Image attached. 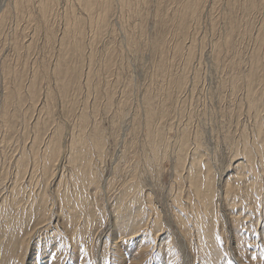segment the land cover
<instances>
[{"label":"rangeland","instance_id":"1","mask_svg":"<svg viewBox=\"0 0 264 264\" xmlns=\"http://www.w3.org/2000/svg\"><path fill=\"white\" fill-rule=\"evenodd\" d=\"M14 1L16 0H0V14L6 4L8 6ZM37 1L29 0L19 12L10 9L11 13L4 21L0 33V94L4 87H8L12 92L20 90L18 97L21 98L27 92L24 86L28 85L33 75H37L40 93L31 115L35 119L44 118L41 114L44 94L50 86L55 87L52 68L58 55V39L66 26V12L74 9L77 17L80 16L83 27L81 70L84 74L80 82L83 86L87 82L88 87H82L77 93L71 92L67 99V109L72 112L67 114L66 107L55 93L48 133L52 127L60 124L65 128L66 135L72 130L80 110L87 108L89 113L95 110L94 121L101 125L108 138L105 145L108 156L103 160V166L107 168L105 170L111 175L115 167L114 158L119 153L122 154L125 146L128 148L127 154L135 151L137 155L129 156V159L133 157L132 162L138 161V173L144 179L143 190H149L153 195L154 205L162 211L161 218L165 225L149 237L151 243L147 244L139 264H202L204 260L196 250L195 237L191 235L182 238L168 218L172 207L170 202L177 194L178 180L173 174V155L178 146L176 141L184 129H188L190 139L195 132L200 131L203 151L205 150L203 153L211 154L210 157L216 156L211 164L227 170L231 164L235 165V159H239V142L245 139L246 131L252 137L250 132L254 129L253 115L246 112L247 87L249 83L254 84L249 78L253 72L256 75L254 81L258 82L259 75L264 74V0H199V11L191 13L186 18L185 25L180 22L185 0H130L128 6L115 2L108 17V26L100 34L90 26L88 14L75 5V0H58L46 22L35 19L38 17ZM48 29L57 40L50 43L46 40ZM129 39L134 43V48L130 46ZM254 60L262 65L259 71L254 70ZM18 72L25 75L19 87L18 83H14L15 73ZM181 77L185 84L178 87L176 82ZM260 87L264 88V82ZM53 91H56L55 88ZM146 95L155 96L156 108L167 107V118H161L156 123V127L162 128L165 124L166 140L162 150L165 156L161 154L158 166L151 168L147 165L150 159L146 156V146L143 148L145 130L141 117L143 97ZM29 107L30 103L24 101L20 106L23 111L21 113L27 112ZM139 118L141 124L138 123ZM35 119H28L24 126L19 123L16 134L11 138L5 128L0 127V184L11 180L14 170L11 166L14 141L23 134L24 128L27 134L33 135ZM132 146L135 148H130ZM193 147L191 145L189 148L188 160ZM122 165L118 168L119 173L109 176L112 180V194L116 193L120 184L128 183L131 178L133 166H126V163ZM105 220L101 219L100 223L103 224L94 233L96 236H93L92 244L86 245V254L90 256L88 258L86 255L84 264H97V253L101 254L98 264H116L110 254L112 242H99L101 240L98 235L107 233L108 224ZM189 221L192 223L191 215ZM244 228L242 232L246 230ZM44 231L46 230L38 236L41 240L44 238L41 233H46ZM168 234L173 249L168 251L166 246L158 256V243L160 239L168 238ZM247 235L253 240L250 242L252 247L248 246L246 259L240 257L242 253L236 250L235 239L230 236L227 242L223 235V258L216 264H264V251L261 250L263 257L258 251L259 240H254V232ZM106 237L105 234L103 240ZM248 237L246 238L249 239ZM168 242L166 240L165 244L168 245ZM69 248L66 243L62 252L63 264L69 263L71 259ZM125 255L121 264H134L132 254L128 251ZM238 258L240 259L237 261ZM161 259L163 260L160 262Z\"/></svg>","mask_w":264,"mask_h":264},{"label":"bare ground","instance_id":"2","mask_svg":"<svg viewBox=\"0 0 264 264\" xmlns=\"http://www.w3.org/2000/svg\"><path fill=\"white\" fill-rule=\"evenodd\" d=\"M115 2L128 6L130 0L74 1L76 6L88 14L89 24L98 34L108 26V17ZM11 3L8 6L6 4L0 14V33L6 17L11 13L10 9L22 11L29 0L26 2L16 0ZM37 3L38 17L35 19L46 22L48 15L55 10L58 0H38ZM198 3L199 0H185L183 5L185 12L183 10L180 14L182 25L187 23L186 18L191 13L198 10ZM66 18L63 35L60 39L57 38L60 45L52 68L53 86L56 91L50 86L51 88L49 87L44 94L41 111L44 118L35 119L31 115L40 93L37 75H33L28 85L24 86L27 92L26 95L22 94L24 96L21 98L18 97L20 90L12 92L8 87H4L0 94V127L5 128L9 138L16 134L19 123L24 126L28 119L32 121L35 119L33 135L27 134L24 128L23 134L17 136L14 141L12 154L14 157L11 163L14 170L11 180L9 183L0 184V264H61L66 243L70 246L68 250L71 255L67 264H84L86 255L88 258L90 256L86 254V245L92 244L93 236H96L94 233L103 224L100 223L101 219L103 221L106 219L108 226L105 223L104 225L107 226L109 234L105 233L106 240H103L105 234L98 235V238L101 243L112 242L110 254L113 259L111 257L110 259L116 264H121L122 258L129 251L133 263L139 264L147 244L151 243L149 237L159 232L165 223L161 218L160 207L154 205L153 195L148 192L149 190H143L144 179L139 176V168L136 166L138 161H131L134 155H137L136 152L129 151L127 154L128 148L126 149L124 142L122 154L119 153L114 158L112 177L113 174L119 173L118 168L122 164L126 163V166L133 168L128 183L115 187L117 191L112 194V180L109 177L111 175L103 166V160L108 156L105 146L108 138L101 125L94 121L95 110L91 113L87 108V111L80 110L72 130L66 135L65 128L60 124L52 127L48 133L55 93L57 92V97L66 107L67 114L72 112L67 109V99L71 92L77 93L82 87H88L87 82L84 86L80 82L84 74L81 70L83 58L81 18L77 17L74 9L66 12ZM57 39L48 29L46 40L50 43ZM129 42L134 48V43L130 39ZM253 66L256 71L262 67L256 60ZM252 74L249 81H253L254 84H248L245 97L246 112L253 115L254 129L250 132L252 137L251 134L249 137L246 131L245 139L239 142L241 147L237 149V154L239 153L240 157L235 159L234 166L231 164L226 170L216 167L214 163L211 164L216 156L210 157L211 154L203 153L205 150L203 151V137L200 131L194 135L192 133L193 138L190 139L188 129H184L176 141L178 146L173 155V174L178 180L177 194L170 202L172 207L168 218L182 238L191 235L195 237L196 250L204 260L202 264H216L223 258L221 244L224 236L227 242L230 236L235 239L236 250L242 253L240 256L242 258H247V249L253 240L247 235L249 232H254V240H259L260 254L264 251V88L260 87L264 82V74L259 75L258 82L254 81L256 75ZM24 78L23 72L15 73L14 83H18L19 87ZM176 83L178 87L185 84L182 77ZM259 94L260 97L257 96ZM154 97L148 95L143 97L141 117L145 130L143 148L146 146V156L148 160L150 159L147 165L150 168L158 166V159L166 140L165 124L162 128L156 127V123L161 118H167V107L165 108L166 105L162 103L164 108H156L157 102L155 103ZM24 101H28L30 107L27 112L21 113L23 111L20 110V106ZM72 105L73 102L70 106ZM141 118L138 120L139 124ZM191 145L194 147L188 160ZM130 148L134 149L135 146ZM132 155L133 157L129 159ZM162 155L165 156V153ZM229 168L232 172H229ZM190 215L192 223L189 221ZM244 227L246 230L242 232ZM43 230H46L44 231L46 233H41L44 237L41 240L38 236ZM166 240H169L168 245L165 244ZM159 242L158 256L166 246L168 251L173 249L170 246L172 241L169 234L168 238H162ZM97 254L98 264L101 254Z\"/></svg>","mask_w":264,"mask_h":264}]
</instances>
